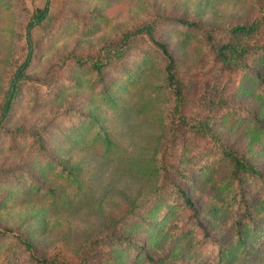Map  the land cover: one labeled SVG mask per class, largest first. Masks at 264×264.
Wrapping results in <instances>:
<instances>
[{
    "label": "trees",
    "instance_id": "obj_1",
    "mask_svg": "<svg viewBox=\"0 0 264 264\" xmlns=\"http://www.w3.org/2000/svg\"><path fill=\"white\" fill-rule=\"evenodd\" d=\"M21 5L19 0H0V15L4 7L13 9ZM48 5L49 0H46L43 8L26 14L23 26L26 54L5 92L0 123L9 112L17 85L25 77L24 70L33 58L30 30L45 18ZM175 25L179 28L178 35L191 39L222 70L235 72L249 68L263 89L260 94L264 101V75L257 65L248 63L264 57V39L261 38L264 12H259L249 22L224 27H207L182 16L156 14L145 23L122 30L118 41L102 47L95 57L70 53L60 58V65L71 61L78 68L83 66L90 74L89 87L94 92L87 110L67 106L55 114L73 120L62 131L54 152L46 147L44 126L35 130L16 129L17 133L31 136L30 148L37 143L36 150L44 155L35 174L27 170L29 182L21 187L26 197L19 203L40 207L45 226L49 217L72 218L97 197L112 193L111 186L104 185L105 172H130L141 182L134 195H125L124 209L100 221L103 230L98 233L105 232L104 237L110 239L107 250L122 249L114 245L127 243L132 254L141 250L138 257L154 261L157 258L147 256L145 246L132 247L135 242L129 234L148 233L153 229L152 234L156 236H152L149 243H155L157 234L174 230L198 250L211 242L214 246L211 264H264V171L245 152L234 150L224 142L211 120L184 114L188 103L185 71L159 34L162 28ZM137 40H143L147 46L139 47ZM133 49L138 50L139 57L138 64L131 69L122 59ZM111 66H120L123 71V78L117 84L106 80V71ZM40 81L44 84L47 79ZM232 108L240 111L237 115L248 116L253 132L264 136V115L259 118L253 112ZM109 117L115 127L105 123ZM131 122L136 138L124 129L126 123ZM141 128L142 136L138 132ZM139 138L136 146L135 139ZM194 158L200 159L197 167L214 188L208 195L211 205L206 212L201 211L188 189L190 178L186 167L192 165ZM224 165L226 171L224 175L220 173L222 176L218 179ZM252 189L256 190V195L251 194ZM10 198L11 193L4 195L0 206ZM221 210L233 212L230 237L226 241L214 236L203 218ZM139 227L143 229L138 230ZM0 264L82 262L69 261L60 252L46 256L37 251L30 236L13 234L11 229L3 228L0 229Z\"/></svg>",
    "mask_w": 264,
    "mask_h": 264
},
{
    "label": "rangeland",
    "instance_id": "obj_2",
    "mask_svg": "<svg viewBox=\"0 0 264 264\" xmlns=\"http://www.w3.org/2000/svg\"><path fill=\"white\" fill-rule=\"evenodd\" d=\"M21 2V6L13 9L4 7L0 15V111L5 92L16 76L15 70L26 54V32L23 29L26 14L46 4V0H19ZM259 12H264V0H49L45 18L29 33L34 51L32 61L24 70L25 77L17 85L11 108L0 123V169L3 171L0 170V201L4 195L11 193V198L0 206V229L8 228L13 234L30 236L37 251L46 256L60 252L69 261L82 264H211L214 251L211 242L198 250L174 230L157 234L155 243H149L150 238L156 236L152 234L153 229L148 233L129 234L135 242L132 247L145 246L147 256L157 258L154 261L138 257L141 250L132 254L127 243L114 245L122 249L113 247L115 249L107 250L110 239L104 237L105 232L98 233L103 230L100 221L124 209L125 195H134L141 182L130 172H105L104 185L111 186L112 193L97 197L72 218L49 217L44 226L40 207L19 203L21 198L26 197L21 193V187L29 182L27 170L35 174L44 155L36 150L37 143L30 148L31 136L15 131L18 127L35 130L44 126L46 147L49 152H54L62 138V131L73 120L55 114L67 106L87 110L94 92L89 87L90 74L83 66L79 69L71 61L60 65L63 56L72 53L95 57L102 47L116 43L122 30L145 23L156 14L182 16L207 27H224L249 22ZM178 30V25L167 26L159 34L185 71L183 76L187 84L188 103L183 109L184 114L211 120L224 142L234 150L245 152L264 171V136L259 137L253 132L248 116L237 115L240 111L232 108L253 112L261 118L264 115V101L260 94L263 89L249 68L235 72L222 70L191 39L178 35ZM262 36L261 32L264 39ZM137 44L141 48L147 46L143 40H137ZM138 55V50L133 49L122 59L123 64L134 68L138 64ZM248 63L257 65L264 75L263 56ZM43 78L47 79L44 84L40 81ZM122 78L120 66L107 69L106 80L109 83L117 84ZM105 123L115 127L110 117ZM124 129L133 136L136 132L132 122L126 123ZM138 132L142 136V128ZM128 138L131 136L128 135ZM140 138L135 139L136 146ZM191 161L192 165L186 167L190 178L189 193L201 211L206 212L211 205L208 195L214 192V188L197 167L200 159ZM225 171L226 165L218 172V179ZM253 193L257 194L255 189L251 190ZM217 212L203 218L214 236L226 241L230 237L233 212ZM142 229L139 227L138 230Z\"/></svg>",
    "mask_w": 264,
    "mask_h": 264
}]
</instances>
